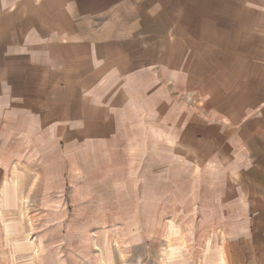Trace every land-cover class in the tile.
<instances>
[{
	"label": "rangeland",
	"instance_id": "374dc122",
	"mask_svg": "<svg viewBox=\"0 0 264 264\" xmlns=\"http://www.w3.org/2000/svg\"><path fill=\"white\" fill-rule=\"evenodd\" d=\"M2 2L0 13H22L20 1ZM178 46L197 47L181 38ZM178 50L164 54L170 63L147 82L137 80L134 95L112 75L74 83L65 125L0 113V205L10 197L19 206L11 163L23 164L29 185L21 235L18 220L3 219L19 251L11 256L5 241L0 264L3 254L4 264H100V256L104 264H264V137L236 126L233 110L264 100V71L241 87L217 83L211 52L183 64ZM240 53L237 69L256 60ZM94 84L97 92L84 93ZM234 86L245 92H234L235 102L225 91ZM219 113L230 118L221 119L233 137L229 155L216 143L222 135L182 131Z\"/></svg>",
	"mask_w": 264,
	"mask_h": 264
},
{
	"label": "crops",
	"instance_id": "0c3cea01",
	"mask_svg": "<svg viewBox=\"0 0 264 264\" xmlns=\"http://www.w3.org/2000/svg\"><path fill=\"white\" fill-rule=\"evenodd\" d=\"M4 1L14 4V0H1L3 6ZM18 1L21 14L13 9L0 13V113L19 112L34 119L38 127L65 125L71 117L67 101L73 84L86 82L93 75L104 79L112 75L134 95L140 77L147 82L156 69L170 63L171 56L166 59L164 54L172 47L183 50H178L182 57L185 55L183 64L195 54L211 52L214 70H218L213 74L217 83L232 79L241 87L242 80L254 75L258 78L264 71V0ZM179 38L197 47L184 50L178 46ZM238 50L242 55H256L251 56L256 60L242 61L237 69L233 55ZM235 79H239L237 83ZM96 86H89L84 93L97 92ZM235 86L232 92L225 90L234 102V94L245 93L242 88L236 92ZM233 110L239 111L236 126L249 127L264 137V100L242 108L238 104ZM217 117L211 124L186 122L182 131L194 137L222 135L216 143L229 155L234 142L223 121L230 118L224 113ZM12 166L20 183L19 206L10 207L15 202L7 197L0 212L4 220L22 221L28 205L21 199H27L29 185L19 161L8 166L7 175L11 177ZM9 239L10 235L0 238V245Z\"/></svg>",
	"mask_w": 264,
	"mask_h": 264
},
{
	"label": "bare ground",
	"instance_id": "6f19581e",
	"mask_svg": "<svg viewBox=\"0 0 264 264\" xmlns=\"http://www.w3.org/2000/svg\"><path fill=\"white\" fill-rule=\"evenodd\" d=\"M15 165V164H14ZM15 169H16V167H11L10 168V172H11V177H12V175L14 176L15 174H16V172H15ZM15 177V176H14ZM2 185H3V183H2ZM18 186H20V183H18ZM24 198V197H23ZM22 198V203L23 204H26V198H24L23 199ZM25 216V214H22V217H24ZM0 217H1V221H2V223H3V227H2V229H3V235H4V237H8L9 235L10 236H12L13 234H11L10 233V229H8L9 227L7 226V225H5V223H4V216L3 215H0ZM29 218V217H28ZM0 221V222H1ZM18 222H19V226H17V231H18V235L20 234L21 235V232H22V230H23V227H22V225H21V221L20 220H18ZM27 222H28V224L30 225V227H31V229H32V226H33V223H32V220L31 219H29V220H27ZM27 224V225H28ZM28 225V226H29ZM168 228V227H167ZM169 229V228H168ZM174 228H172V229H169L170 231H171V234H178V232H177V230H173ZM167 230V229H166ZM169 230H168V232L166 233V234H168L169 235ZM183 233V232H182ZM165 234V235H166ZM182 235H185V234H182ZM185 237V236H184ZM169 241V240H168ZM167 241V243H169ZM15 242V239H9L8 241H7V244H8V246L10 247V250H11V256H14L18 251H19V249H18V245L17 244H15L14 243ZM37 242V241H36ZM116 243V242H115ZM37 244V243H36ZM37 246V245H36ZM184 246V245H183ZM38 247V246H37ZM117 248V247H116ZM185 248V247H184ZM6 256H5V254H3L2 255V263L4 264V261H6V258H5ZM33 259H36V250H34V252H33V257H32ZM31 264H33V263H31ZM100 264H104V261L102 260V258H101V256H100Z\"/></svg>",
	"mask_w": 264,
	"mask_h": 264
}]
</instances>
